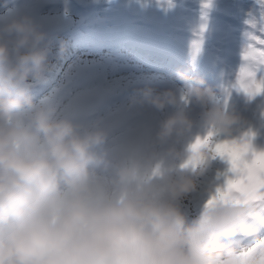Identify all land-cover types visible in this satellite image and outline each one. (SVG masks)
Returning <instances> with one entry per match:
<instances>
[{
	"label": "clouds",
	"instance_id": "1",
	"mask_svg": "<svg viewBox=\"0 0 264 264\" xmlns=\"http://www.w3.org/2000/svg\"><path fill=\"white\" fill-rule=\"evenodd\" d=\"M52 41L34 17L0 20V264H264V238L232 242L255 206L207 201L191 222L183 197L210 156L207 146L133 148L110 161L98 148L107 129L82 128L37 105L34 81L52 70ZM61 41L57 55H62ZM183 87L136 90L132 104L175 111L159 124L154 145L186 138L190 102L203 126L231 133L239 117L201 77L178 72ZM31 109L30 122L17 113ZM110 168V173L98 169Z\"/></svg>",
	"mask_w": 264,
	"mask_h": 264
},
{
	"label": "rangeland",
	"instance_id": "2",
	"mask_svg": "<svg viewBox=\"0 0 264 264\" xmlns=\"http://www.w3.org/2000/svg\"><path fill=\"white\" fill-rule=\"evenodd\" d=\"M79 1L89 11L91 7L92 12L90 13L95 12L91 16V19H95L92 21V26L89 25L90 21L85 24L88 29L91 32H96L95 21L97 19L108 21L104 30H106V36L110 40L111 37L107 31L112 28V22L119 18L120 7L126 5L131 10H134L135 13H139L142 5L146 4L148 6L151 4L148 10L142 7V14L149 15L152 13L157 18L162 15L160 20L163 19L162 23L165 26L167 24L168 29L171 30L166 32V35L172 36V42L176 40L174 38L175 35L183 37L186 39L187 51L192 47L193 42H199V47H204L209 55V70L217 73L214 75L213 81L217 78L216 75H220L217 78V80L221 81L219 83L220 88L217 87L215 90L217 96L225 103L226 108H228L227 103H232L228 110L239 117L233 124L231 133L214 132L215 134L211 139L213 142L224 140L242 142L244 139L250 141L251 147L246 153L248 158H251L255 152L264 151V91L250 96L239 86L242 70L246 68H252L256 79L264 81V63L255 61L256 55L259 54L261 49H264V43H261V41H264V4L257 8L260 0H153L160 4L159 11H156L157 8L155 7L157 5L152 6L151 0ZM65 3L66 0H0V20L11 15L24 13L34 17L48 33L52 41L50 60L53 66L50 72L56 71L62 66L59 79L53 82L50 80L48 85L40 88L41 92L39 91L37 105L52 106L56 109V115L59 114L58 117L71 119L78 108H80V111L86 112L83 102L85 99L88 100L91 95L97 94L102 100H105L106 97H117L123 88L138 83L146 79V77H155L161 80V76L158 73L148 69L140 70V72L131 71V74H128L130 71L126 73L124 69H118L116 75L112 74L111 71L107 73L106 66L108 68V65H113L116 62L131 63L129 60L132 58L113 56L111 48H109V51H107L106 47L102 51H97L96 47L99 46V43L93 39L95 34L91 35L92 33H90L89 40H82L81 36L74 33V30L78 29V19L60 7L61 4ZM49 5L55 7L46 8ZM97 5L99 6L97 7ZM168 20L174 21L173 24H170ZM154 22H158L157 19ZM185 30L191 31L190 33L198 38L193 39L186 36L183 33ZM55 32H58V37L65 42V49L62 55L56 54L59 51L60 44L50 35ZM70 34L79 40V44L73 50H70L73 45V39L69 37ZM89 41H93L95 45L90 47ZM182 46L183 44H180V47ZM109 47H113V40L109 42ZM221 47L224 48L222 52H225V54L223 56L220 54L214 58L213 49ZM55 57L62 58L60 60L62 65H58V58ZM217 58L222 61L220 65L215 64ZM113 68L108 69L113 71ZM90 74L93 75L90 77L91 79L100 76L102 80L106 81V88L100 91L96 85H93L87 90H78L76 97L65 102V95H60V92H65L66 94L73 92L76 87H71L69 84L79 76L87 77ZM162 79H169L178 91L183 87V82L175 77L163 74ZM37 82L39 81H34L33 85ZM37 96V94L33 95L35 98ZM133 96L130 95L121 102V108L111 118H103V121L91 125L107 129L108 142L115 141L114 144L117 143L112 149L114 152L122 153L125 149L136 148L134 133L139 130L141 124H135L132 129L126 132H123L122 128L130 123L131 118L140 117L143 115L144 110L149 108L153 109L152 118L154 123L149 126L145 147H156L154 140L160 121L163 119V110L157 109L148 103L132 104ZM75 98L77 99L76 101L73 100ZM46 99L51 100L52 103L50 105L45 103ZM191 104L193 107H191ZM188 109L189 115L194 121L193 128L196 130L195 133H192L194 136L190 138L191 141H194L198 136H206L209 129L203 126L201 115L203 109L199 104L190 102ZM25 110L31 115V109L26 108ZM23 113H25L24 109L20 110L17 115ZM157 119L159 120L158 124H156ZM129 132L130 135H128ZM118 137L120 139L117 141ZM181 139L183 138L172 137L171 143L175 146H181L179 144ZM185 144H188V142L186 141L183 146ZM209 149L212 154L200 165L203 170L198 171V174L194 175L195 181H200V188L194 187L183 197L185 202L182 203L185 204L186 208L184 209L187 217L193 220L200 214L207 201L216 195L218 190L226 187L230 177L235 176L231 161L219 153L213 154L212 149ZM261 206L264 207V202Z\"/></svg>",
	"mask_w": 264,
	"mask_h": 264
},
{
	"label": "snow or ice",
	"instance_id": "3",
	"mask_svg": "<svg viewBox=\"0 0 264 264\" xmlns=\"http://www.w3.org/2000/svg\"><path fill=\"white\" fill-rule=\"evenodd\" d=\"M255 61L264 63V49L256 55ZM239 86L250 96L264 91V81L256 79L252 68L242 70ZM214 134V131H209L206 136H198L192 147L199 149L202 145L207 146L212 149L213 154L226 156L231 161L235 176L228 179L226 187L218 190L209 203L215 200L245 202L255 206L251 215H258V205L264 202V151L255 152L248 158L246 153L250 150V141L244 139L242 142L237 140L213 142L211 138Z\"/></svg>",
	"mask_w": 264,
	"mask_h": 264
},
{
	"label": "bare ground",
	"instance_id": "4",
	"mask_svg": "<svg viewBox=\"0 0 264 264\" xmlns=\"http://www.w3.org/2000/svg\"><path fill=\"white\" fill-rule=\"evenodd\" d=\"M155 8H157V9H160L159 8V6L157 5V7H155ZM148 9H150V8H145V10H148ZM112 11V10H111ZM151 17H153V16H150V18ZM122 18H123V16H121L120 17V19H119V28H118V30H111L110 32H112V34H113V36H115V38H120V39H126L127 38V40H134V42L135 41H137L138 39H140V41H143V38L144 37H150L151 39H152V41H153V44H156L157 46H159L160 45V47H166V43H165V41L163 40L164 39V30H165V28L167 27H165V25H163V24H160V25H158L157 27H156V32H155V34H154V36H152L151 35V33H150V30H143V28H141V29H139L137 26H135V29H134V31L132 32V34H127L126 32H124L123 33V31L121 30V23H122ZM139 18H141V19H145L144 18V14H142V12L139 14ZM159 19V18H158ZM82 20V19H81ZM145 22H149L148 20H146ZM103 24H106V23H103V22H98V25H97V34L99 35V42H101V44L103 45H108L109 44V40L107 39V37H106V34H105V32H104V30H103ZM164 26V27H163ZM168 28V27H167ZM179 42H181V41H183L184 39L182 38V37H179ZM133 42V43H134ZM78 42L77 41H75V40H73V45H72V47L70 48V50L72 49H74L75 48V46H76V44H77ZM94 43L93 42H89V45L90 46H92ZM198 46H200V44H199V42H197V43H195V45L193 46V48L196 50V48H198ZM162 51H163V55H164V53H167L166 52V49H162ZM174 52H175V54H178V56L179 55H181L182 54V50L181 49H178L177 47H176V49L174 50ZM173 52V53H174ZM221 54H222V56L225 54V52H221ZM55 58H58V57H55ZM207 58H208V55H207V53H204V56L199 60V61H197V64L198 63H201V62H207ZM62 59V58H61ZM60 58H58V64H62V62H60V60H61ZM60 62V63H59ZM164 64V66H165V70L166 69H168L169 67H172V68H175L176 66L175 65H173V64H171V62H166V63H163ZM205 66V65H204ZM178 69H180V66H178L177 67ZM203 72V71H202ZM129 74H131V73H129ZM56 75H57V71H54V72H52V74H49V80H51V79H54L55 77H56ZM201 76H203L204 78L205 77H207V72H205L204 74L202 73V75ZM35 90V89H34ZM36 91V90H35ZM48 98V97H47ZM227 105H228V108H229V106L230 105H232V103H227ZM121 106H119L118 108H120ZM227 108V109H228ZM115 112H117V109L115 110ZM114 113V112H113ZM77 114H80V113H78L77 112ZM159 122V120L157 119V121H156V124ZM128 135H130V132L128 133ZM200 186H201V184H200V181H195V187L198 189V188H200ZM202 187H203V185H202ZM204 189V188H203ZM182 202H185L184 201V199H182V201H181V203ZM257 220H260V221H262V224H264V218H260V217H258L257 218ZM242 228L244 229V231H246V232H249L251 235H254L255 233H257V231L258 230H260L259 228H257V227H252L251 225H243L242 226Z\"/></svg>",
	"mask_w": 264,
	"mask_h": 264
},
{
	"label": "trees",
	"instance_id": "5",
	"mask_svg": "<svg viewBox=\"0 0 264 264\" xmlns=\"http://www.w3.org/2000/svg\"><path fill=\"white\" fill-rule=\"evenodd\" d=\"M260 4H264V0H261Z\"/></svg>",
	"mask_w": 264,
	"mask_h": 264
}]
</instances>
